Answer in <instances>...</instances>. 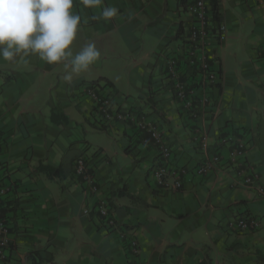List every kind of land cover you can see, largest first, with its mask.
<instances>
[{
  "label": "crops",
  "instance_id": "0c3cea01",
  "mask_svg": "<svg viewBox=\"0 0 264 264\" xmlns=\"http://www.w3.org/2000/svg\"><path fill=\"white\" fill-rule=\"evenodd\" d=\"M219 1L224 28L226 23L235 21L240 27H248L251 33L244 59L255 65L257 75H264V0ZM179 2L103 0L102 7L119 10L110 21L100 19L101 8H85L81 0H73L72 12L81 17L78 32L85 34L89 42L95 36L103 41L118 34L129 47H135L131 39L143 27L144 20L152 35L160 40L162 48L157 57L162 58V83L154 90V73L151 74L148 93L137 105H122L116 100L113 81L105 76L99 79L113 85L112 90L105 91L109 90L118 107L135 109L147 123L162 131L173 151V166L188 171L181 190L169 193L159 189L153 177V167L160 160L158 148L151 135L133 122L110 126L106 132L113 145L99 148L96 158H88L72 142L69 147L78 149V154L67 161L64 171L50 174L49 170L55 173L64 162L67 148H58L43 133L49 130L52 138H58L59 132L70 127L61 103L69 105L70 97L77 95L73 92L67 93L59 105L52 103L50 107L51 117L54 112L62 113L67 122L56 124L50 119L51 125L42 124L35 119V113L25 145L18 143L0 114V176L5 184L12 185L10 196L0 203L11 239L7 258L0 264H30L32 253H39L48 261L46 264H131L130 237L140 245L142 264H264V194L245 185V176L255 173L264 188V77L256 84L258 93L247 83V92L237 99H224L225 72L214 49L221 81L210 92L212 104L197 120L181 115L164 73L165 53L180 47L190 26V18ZM180 26L183 40L177 38ZM223 39L224 33L220 45ZM29 56L35 59V55ZM30 59L25 57V61ZM10 69H0L3 94L16 83L15 73L5 72ZM79 95L78 99L88 101L95 113L88 97ZM11 100L16 102L14 97ZM82 105L79 102V108ZM205 137L210 154L220 156L221 163L199 176L196 169L208 154L202 147ZM238 142L245 145L246 153L234 163L230 154ZM21 144L26 149L21 147L19 154ZM81 157L87 158L96 177V194L87 191L74 174L75 163ZM114 157L122 161L131 157L133 162L120 167L113 162ZM103 199L112 208L117 230L106 231L100 226L95 208ZM187 218H192V222L181 226ZM238 218L258 219L261 226L253 231H231L229 222ZM98 233L105 236L100 241L96 238ZM104 241L106 245L102 244Z\"/></svg>",
  "mask_w": 264,
  "mask_h": 264
},
{
  "label": "rangeland",
  "instance_id": "374dc122",
  "mask_svg": "<svg viewBox=\"0 0 264 264\" xmlns=\"http://www.w3.org/2000/svg\"><path fill=\"white\" fill-rule=\"evenodd\" d=\"M229 11L234 14L233 9L229 8ZM145 22L141 21L144 24L143 27H140L131 39L135 47H129L118 34L103 41L100 40V36H95L89 42L85 34L78 32L71 47L73 54L79 52L88 43H95L101 56L89 70L78 75L74 74L71 82L63 78L70 72V68H65L63 62L49 65L36 55L34 60L32 56H27L31 58L30 61H25L22 55L17 57L15 62L0 60V69L10 67L11 69L5 72L15 73L16 77L13 88H6L5 94L1 93L2 78H0V114L3 122L11 126L9 130L18 143L22 142L25 145L27 132L33 127L30 119L35 116V113H37L35 119L40 120L42 124L51 125L50 107L52 103L54 106L59 105L67 93L73 92L80 96L79 93L83 94L85 87L91 86V83L98 81L101 76L113 81L117 89L116 100L124 106H135L140 103L141 97L148 93L149 77L153 73L152 88L157 90L162 83L159 75L162 58L157 57L162 47H159L160 40L152 35L150 26H147ZM223 33V42L221 41V45L218 42L212 45V54L214 57V49H217L218 58L223 63L224 99H237L238 96L247 92L245 88L247 83H250V88L258 93L256 84L264 75L261 73L257 75L255 65L244 59L245 47L249 46L251 32L248 27L245 25L240 27L239 22L235 21L226 23ZM92 86L98 88L95 84ZM99 86L105 88V83H99ZM107 89L112 90V88ZM106 92L108 93L109 90ZM77 95L70 97L69 105L61 103L62 112L70 120V127L66 131L59 132L58 138H52L49 130L43 133H46L47 139L55 142L58 148L62 145L67 148L64 165H67V161L72 156L78 154V149H70L72 142H76L74 145H77L88 158H96L99 148L113 145L109 132L99 131L95 127L96 120H98L97 112H91L89 102L79 100ZM12 97L16 99L15 103L11 100ZM79 102L83 104L80 108ZM22 144L18 147L19 154H22L20 149H26ZM74 145L73 148H75ZM123 161L120 158H113V162L120 167L133 162L131 157ZM191 222L192 218L184 219L181 226ZM101 237H105L104 234L96 235L98 241ZM102 244L106 245V242Z\"/></svg>",
  "mask_w": 264,
  "mask_h": 264
},
{
  "label": "built area",
  "instance_id": "2783aa9c",
  "mask_svg": "<svg viewBox=\"0 0 264 264\" xmlns=\"http://www.w3.org/2000/svg\"><path fill=\"white\" fill-rule=\"evenodd\" d=\"M210 1L188 0L184 12L190 18V26L185 33V40L180 47L165 53L164 73L179 112L192 120H197L199 115L212 104L210 92L217 89L221 81L219 65L212 54V45L218 41L217 37L223 34L224 27L213 23ZM97 87L87 86L83 91L98 114L97 126L109 128L113 124L133 122L141 131L149 133L160 154V160L153 167V177L159 189L169 193L179 192L188 171L186 168L173 166L171 159L173 151L162 131L147 123L145 117L135 109L118 107L110 93L100 86ZM202 147L206 152L208 150V154L206 161L196 169L199 176L206 175L221 163L220 156L216 153L210 154L206 137L202 140ZM245 150V145L238 142L230 154L231 161L236 163L243 159ZM1 172L0 166V174ZM74 174L81 180L87 191L95 194L99 192L96 177L86 157L76 161ZM245 177V185L248 188H255L260 194H264V188L259 185L260 179L257 174L249 173ZM11 192L12 185L5 184L0 176V203L1 199L9 197ZM95 212L100 218V226L103 229L106 231L118 229V222L107 200H100ZM87 213L90 212L86 211ZM260 226V221L255 218H238L228 224V228L234 232L253 231ZM10 243V226L0 207V263L6 260ZM130 252L131 264H142L139 261L140 245L134 237H130Z\"/></svg>",
  "mask_w": 264,
  "mask_h": 264
},
{
  "label": "clouds",
  "instance_id": "9594fccd",
  "mask_svg": "<svg viewBox=\"0 0 264 264\" xmlns=\"http://www.w3.org/2000/svg\"><path fill=\"white\" fill-rule=\"evenodd\" d=\"M85 8H101L100 19L110 21L119 10L102 7L103 0H81ZM73 0H0V60L15 62L23 55H36L49 65L70 68L63 78L86 72L99 60L95 43L73 54L81 17L72 12Z\"/></svg>",
  "mask_w": 264,
  "mask_h": 264
},
{
  "label": "trees",
  "instance_id": "16d2710c",
  "mask_svg": "<svg viewBox=\"0 0 264 264\" xmlns=\"http://www.w3.org/2000/svg\"><path fill=\"white\" fill-rule=\"evenodd\" d=\"M187 2H188V0H180V2H179V6L183 9V12L185 11L184 8L187 5ZM210 5H211V13H212V16H213V23L216 26H220L221 25V21H220V1L219 0H211L210 1ZM183 31L184 30L180 26L179 31H178V34H177V38L182 39V40L184 39V32ZM220 38H221V36H218L217 37V40L218 41H216V42H218V44H219ZM99 81H103V83H105V88H102L103 90L104 89L107 90V88H113V85L108 80H106V79H99L98 81H94L91 84L92 85L95 84V85L99 86ZM180 114L181 115H184L182 113H180ZM184 116H186V115H184ZM186 117H188V116H186ZM51 119H52V122L53 123H56V124H62V123L67 122L66 116L63 115L62 113H57V112H54L52 114ZM97 129L99 131L106 132L108 130V127H105V126H100L99 127V126H97ZM65 167H66V165H64V163H62L60 165V167L55 171V173H54L53 170H49L48 172L50 174H58L59 172L64 171ZM31 255L33 257H31V256L29 257L30 264H46V263H48L47 260L43 259L39 255V253H35L34 255L32 253Z\"/></svg>",
  "mask_w": 264,
  "mask_h": 264
}]
</instances>
